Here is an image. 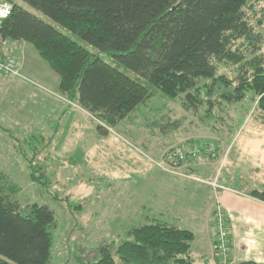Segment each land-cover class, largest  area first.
I'll return each mask as SVG.
<instances>
[{
    "label": "trees",
    "instance_id": "1",
    "mask_svg": "<svg viewBox=\"0 0 264 264\" xmlns=\"http://www.w3.org/2000/svg\"><path fill=\"white\" fill-rule=\"evenodd\" d=\"M9 1L12 12L0 20L3 39L33 45L58 74L60 93L97 120L102 135L151 97L147 86L20 3ZM21 1L147 79L164 94L182 96L186 109L197 111L207 104V117L215 115L217 106L221 109L216 110L225 114L233 105L250 99L258 100L264 111V7L260 5L264 0ZM234 66L235 76L220 72ZM42 139V133L23 138L34 145ZM221 143L214 140L216 151L210 158L223 155ZM30 178L45 187L50 184L47 173L36 168ZM17 192L19 187L1 172L0 264H48L59 227L57 215L45 204L22 205ZM247 193L264 202V190L250 189ZM194 240L195 233L189 229L150 221L128 229L115 250L102 245L98 259L80 260V264H195ZM216 258L217 264H222L217 254ZM230 263L257 264L233 259Z\"/></svg>",
    "mask_w": 264,
    "mask_h": 264
},
{
    "label": "rangeland",
    "instance_id": "2",
    "mask_svg": "<svg viewBox=\"0 0 264 264\" xmlns=\"http://www.w3.org/2000/svg\"><path fill=\"white\" fill-rule=\"evenodd\" d=\"M16 1L147 86L151 93L144 104L126 119L109 126L108 133L102 135L97 129L98 121L91 115L77 105H70L56 92H50L38 84V79L30 77L29 69L44 71L46 68L58 78V74L39 56L33 45L27 43L25 50L18 54L23 61L24 77H13L16 90L9 93L15 101L13 107L4 106L5 94L2 93L0 97V173L7 174L19 187L16 198L22 205L35 202L48 205L55 211L59 227L55 232L52 258L48 264H80V260H96L100 246L115 250L126 238L128 229L150 221H162L189 229L196 234L197 241L203 243L206 223L203 209L214 193L204 180L207 177L196 174L199 179H191L193 185L189 192L187 186H173L170 181L173 182L178 176L162 171L157 162L173 148L203 147L215 139L222 142L221 159L247 118L259 110L264 113L258 100L246 99L233 105L225 114L216 110L221 109L217 106L215 115L204 117L209 105L204 104L197 111L186 109L182 96L172 98L164 94L147 79L40 10L21 0ZM260 5L264 7V3ZM235 68H223L220 72L235 76ZM29 87L43 90L55 98L56 105L47 119L48 126L38 124L30 117L38 111L40 103L51 104L52 98H43ZM78 120L83 124L81 122L77 125L78 130H74ZM45 127L48 129L47 133H42L45 139L39 144H28L23 140L26 135L41 133ZM54 133L55 139L52 141L50 137ZM49 140L50 143H47ZM201 157L207 159L209 155ZM214 159H209V162ZM186 164V170L190 167L193 169L191 163ZM34 167L40 173H47L50 179L48 186L31 180L30 173ZM189 195L196 201V205L194 202L190 205L191 209L201 212L198 219H191L184 206V198Z\"/></svg>",
    "mask_w": 264,
    "mask_h": 264
},
{
    "label": "crops",
    "instance_id": "3",
    "mask_svg": "<svg viewBox=\"0 0 264 264\" xmlns=\"http://www.w3.org/2000/svg\"><path fill=\"white\" fill-rule=\"evenodd\" d=\"M15 2L18 1L15 0ZM26 45V42L13 43L6 40L0 45V53L18 55L22 49L25 50ZM44 69V71H36L35 68L29 69L28 74L30 77L38 79V84L46 90L56 92L57 95L66 99L59 91V76L57 78L53 72L46 70V68ZM13 80V77H6L0 74V97H2V93L5 94L3 98L4 106L7 104L9 108L13 107L15 102L12 98L13 96H9L10 92L12 94L16 90V84H14ZM51 83H53V86ZM29 89L34 90L35 93L40 94L43 98H52L51 104L49 102L40 103L38 111L30 117L31 120L37 121L38 124L45 125L47 124L49 112L56 105L55 98L43 90H35L31 87ZM68 103L80 107L70 101ZM80 108L87 112L82 107ZM79 121L76 122L74 130H78V126L82 122ZM87 123L90 124V121L88 120ZM58 129L56 133H58ZM47 130L45 127L43 131L41 130V133L45 134ZM51 136L50 138L53 141L55 133L51 134ZM201 159H203L202 162ZM209 159L211 158L207 157V159H204V157H200L197 160L190 161L189 163L193 165V169L190 167V169L186 170L185 166L188 164H182L183 166H180V170H183L184 174H188L186 176L184 174H173L161 168L166 173L178 176L173 182L170 181L173 186L176 184L187 186L190 192V188L193 185L190 182L191 179L196 178V174L201 173L207 177L204 180L214 190L202 214L206 221L203 228L205 230L203 233L205 241L202 240L203 243L201 241L198 242L195 234V240L192 245V255L195 264H217L214 249L216 238L214 222L215 213L219 209L226 215L229 236L233 245L232 255L234 262L254 261L257 264H264V202L251 197L247 193L250 189L264 190V113L259 110L247 118L224 157L219 160H212L214 162H209ZM163 177L166 176L163 175ZM196 179L199 178L197 177ZM193 202L196 205V201L191 199L190 195L188 198H184V206L187 207L186 211L190 218L198 219V216H201V212H196L194 208L193 210L191 209L190 205Z\"/></svg>",
    "mask_w": 264,
    "mask_h": 264
},
{
    "label": "built area",
    "instance_id": "4",
    "mask_svg": "<svg viewBox=\"0 0 264 264\" xmlns=\"http://www.w3.org/2000/svg\"><path fill=\"white\" fill-rule=\"evenodd\" d=\"M13 4L7 0H0V20L7 18L12 12ZM6 40L0 34V45ZM23 61L21 57L15 54L0 53V74L6 77H23L22 74ZM216 151L213 143L203 147L184 146L182 148H173L168 151L164 158L157 162V165L173 174L183 175L180 166L189 161L197 160L201 155H211ZM185 176L188 174H184ZM216 238L215 251L222 264H231L233 259V245L229 238V228L227 226L226 215L222 210H218L215 214Z\"/></svg>",
    "mask_w": 264,
    "mask_h": 264
}]
</instances>
